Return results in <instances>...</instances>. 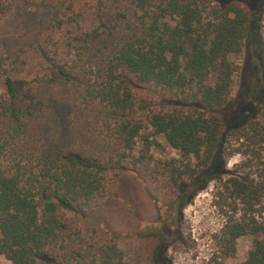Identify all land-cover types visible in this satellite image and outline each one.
<instances>
[{
    "label": "trees",
    "instance_id": "obj_1",
    "mask_svg": "<svg viewBox=\"0 0 264 264\" xmlns=\"http://www.w3.org/2000/svg\"><path fill=\"white\" fill-rule=\"evenodd\" d=\"M248 1L0 0V21L18 2L52 12L32 76L0 65V256L127 264L113 240L85 237L71 220L106 199L117 167L173 194V217L218 183L234 204L220 232L225 255L249 235L239 264H264V109L238 126L225 116L235 57L248 40L264 54ZM48 125L56 138L47 139ZM231 135L246 142L239 168L254 166L255 176L227 174ZM159 138L176 157L153 160Z\"/></svg>",
    "mask_w": 264,
    "mask_h": 264
},
{
    "label": "rangeland",
    "instance_id": "obj_2",
    "mask_svg": "<svg viewBox=\"0 0 264 264\" xmlns=\"http://www.w3.org/2000/svg\"><path fill=\"white\" fill-rule=\"evenodd\" d=\"M247 3L249 10L258 12L256 37L263 46L264 0ZM51 18L50 10L33 13L22 3H16L11 13L0 21V65L22 71V76L32 73L39 61L35 49L37 41L49 32ZM85 22H89V18ZM59 35L57 33L55 38ZM234 60L237 72L225 112L230 126H238L245 118L264 109V54L248 40ZM145 91L141 90L140 94L143 96ZM46 137H57L52 126L46 127ZM157 142L159 146L151 149L153 160L177 156L163 139L159 138ZM245 144L235 135L228 136L224 157L227 174L239 171L255 176L257 169L254 166L239 168L242 161L249 159L241 153ZM126 166L129 168L128 164ZM108 176L106 199L99 206L72 215L71 220L85 237L106 242L113 240L123 251L127 264H239L246 259L252 248L249 235L236 241L231 255H225V248L220 243V232L234 204L231 199L224 203L228 193L220 195L218 183H209L173 217L177 207L175 196L160 189L148 173L114 167ZM153 248L157 258L151 262L146 254ZM0 264L10 262L0 256Z\"/></svg>",
    "mask_w": 264,
    "mask_h": 264
}]
</instances>
